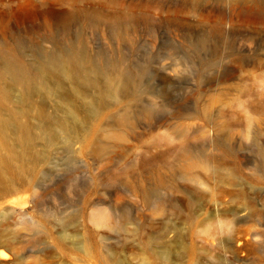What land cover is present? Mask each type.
<instances>
[{
	"label": "rangeland",
	"instance_id": "1",
	"mask_svg": "<svg viewBox=\"0 0 264 264\" xmlns=\"http://www.w3.org/2000/svg\"><path fill=\"white\" fill-rule=\"evenodd\" d=\"M54 65L108 92L120 74L121 102L99 117L98 90L76 100ZM0 69L12 106L31 98L55 135L35 142L32 182L0 195V264H264V3L0 0ZM70 104L98 148L67 145Z\"/></svg>",
	"mask_w": 264,
	"mask_h": 264
},
{
	"label": "bare ground",
	"instance_id": "2",
	"mask_svg": "<svg viewBox=\"0 0 264 264\" xmlns=\"http://www.w3.org/2000/svg\"><path fill=\"white\" fill-rule=\"evenodd\" d=\"M251 3L256 6H262L264 2L262 0H251ZM81 13H83L85 18L87 17L85 12L81 11ZM73 16L71 13H65L61 14L59 18H61V21H68ZM121 23V18H116L111 22L112 25L120 29V35H123L124 30L120 28ZM58 69L59 67L54 65L48 71V76L55 80L60 78L68 80L71 83L70 89L76 100L84 102L86 105H93L92 99L87 96L84 87L92 86L98 90L96 96L100 106L97 108L96 113L99 117L108 111L110 106L109 101H112L114 105L121 102L120 97L124 86L121 82L120 74L112 73L105 77L106 86L110 89V92H108L101 88L99 80L92 76H82L70 65L66 66L63 72H60ZM11 72L13 83L19 86L24 93H27L31 89L32 79L23 76L15 68H12ZM6 77V74L0 69V195L13 194L18 190L19 183L30 184L32 182L34 173L38 169V163L46 161L47 158L46 155H39L35 148V142L36 140H45L47 135L51 138L55 136L54 130L49 128L40 131L35 129L31 124L30 120L32 116L41 120L48 117L38 105L33 104L31 98L29 99L28 96H24L20 109L12 106L10 94L3 85ZM43 90L48 95L51 93L47 87H43ZM28 105L31 108H28ZM68 108V117H70L72 125L68 123V120H63L58 124L61 133H71L73 135L67 142V145L74 146L75 143H78L83 148H98V145L92 138L94 133L93 127L87 126L90 118L82 116L81 112L73 104H70ZM116 121L121 126L132 124V118L128 112L117 115ZM17 147L21 148V150H18ZM178 158L180 160L185 159L189 166L199 165L194 159H190L184 151L180 153ZM3 232L0 231V237H3ZM189 250L193 252L192 249ZM82 251L86 255L94 252L87 245H83ZM0 255L5 257L3 252H0Z\"/></svg>",
	"mask_w": 264,
	"mask_h": 264
}]
</instances>
